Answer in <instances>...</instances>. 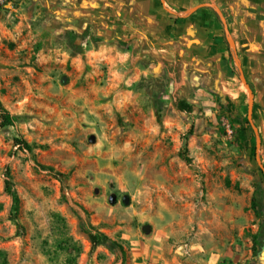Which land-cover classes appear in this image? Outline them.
Listing matches in <instances>:
<instances>
[{"label": "rangeland", "instance_id": "1", "mask_svg": "<svg viewBox=\"0 0 264 264\" xmlns=\"http://www.w3.org/2000/svg\"><path fill=\"white\" fill-rule=\"evenodd\" d=\"M145 6L163 5L0 0V103L15 117L0 126V264H264L250 209L264 97L232 102L237 65L227 78L182 55ZM78 217L123 254L91 250Z\"/></svg>", "mask_w": 264, "mask_h": 264}, {"label": "crops", "instance_id": "2", "mask_svg": "<svg viewBox=\"0 0 264 264\" xmlns=\"http://www.w3.org/2000/svg\"><path fill=\"white\" fill-rule=\"evenodd\" d=\"M161 3L160 9L156 8L158 6L145 8L157 9L159 23L167 26L165 37L180 41L182 55L204 60L213 58L214 67L227 78L234 62L240 73L239 79L236 83L233 78L223 82L229 99L242 105L262 100L264 0H161ZM246 80L254 91L250 97L244 90ZM257 110L254 116L259 126L261 119ZM215 257L212 254L210 263L215 262Z\"/></svg>", "mask_w": 264, "mask_h": 264}, {"label": "trees", "instance_id": "3", "mask_svg": "<svg viewBox=\"0 0 264 264\" xmlns=\"http://www.w3.org/2000/svg\"><path fill=\"white\" fill-rule=\"evenodd\" d=\"M68 39L70 43H73L74 41V35L72 33H68ZM178 109L180 111H186L190 112L191 108L190 106L186 105L184 102H179L178 103ZM156 116L157 119H160L159 113L156 110ZM15 122V117L10 115V113L3 108L2 104L0 103V126L1 127H7V126H12ZM245 125L249 126L247 120H242L241 121V131H245ZM243 127V128H242ZM243 129V130H242ZM242 138L244 139V132L241 134ZM14 143L16 146H18L19 150H24L27 152L32 151V147L30 144H28L25 140L18 138L14 140ZM255 145L253 141V147L252 151H254ZM181 158L189 163V158H187L186 150H183L180 154ZM43 171H48L50 174L56 176V177H63L61 174L54 173L53 170L49 167L41 166ZM61 181H63V178H60ZM7 189L10 193V196L14 200V202H17V196L16 194L11 190L10 184L7 181ZM263 199H264V172H262L261 177L259 178V181L257 185L255 186V189L253 191L251 200H250V209L253 212V215L256 220L259 221V226H258V231L253 235L252 237V252L253 255H257L259 252V248L262 244V235H264V204H263ZM79 226L81 231L86 235L90 245H91V250H94L98 246H105L111 251H116L118 253L123 254V248L120 244L117 242L111 240L107 235L97 232L92 226L84 223L81 218H79Z\"/></svg>", "mask_w": 264, "mask_h": 264}, {"label": "built area", "instance_id": "4", "mask_svg": "<svg viewBox=\"0 0 264 264\" xmlns=\"http://www.w3.org/2000/svg\"><path fill=\"white\" fill-rule=\"evenodd\" d=\"M229 133H231V132H229Z\"/></svg>", "mask_w": 264, "mask_h": 264}, {"label": "water", "instance_id": "5", "mask_svg": "<svg viewBox=\"0 0 264 264\" xmlns=\"http://www.w3.org/2000/svg\"><path fill=\"white\" fill-rule=\"evenodd\" d=\"M250 105H251V103H250Z\"/></svg>", "mask_w": 264, "mask_h": 264}]
</instances>
